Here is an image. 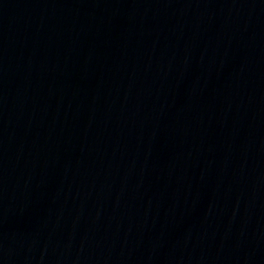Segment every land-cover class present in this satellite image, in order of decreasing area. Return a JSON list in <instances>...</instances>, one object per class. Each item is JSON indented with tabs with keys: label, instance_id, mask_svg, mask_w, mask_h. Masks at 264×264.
Listing matches in <instances>:
<instances>
[{
	"label": "water",
	"instance_id": "1",
	"mask_svg": "<svg viewBox=\"0 0 264 264\" xmlns=\"http://www.w3.org/2000/svg\"><path fill=\"white\" fill-rule=\"evenodd\" d=\"M262 222L264 0H0V244Z\"/></svg>",
	"mask_w": 264,
	"mask_h": 264
}]
</instances>
